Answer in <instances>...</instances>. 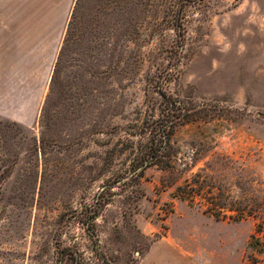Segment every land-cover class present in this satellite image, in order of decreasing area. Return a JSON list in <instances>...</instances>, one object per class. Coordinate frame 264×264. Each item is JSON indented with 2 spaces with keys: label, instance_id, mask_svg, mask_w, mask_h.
Returning <instances> with one entry per match:
<instances>
[{
  "label": "rangeland",
  "instance_id": "374dc122",
  "mask_svg": "<svg viewBox=\"0 0 264 264\" xmlns=\"http://www.w3.org/2000/svg\"><path fill=\"white\" fill-rule=\"evenodd\" d=\"M211 190L264 197V0H75L38 121L0 120V264H264Z\"/></svg>",
  "mask_w": 264,
  "mask_h": 264
},
{
  "label": "crops",
  "instance_id": "0c3cea01",
  "mask_svg": "<svg viewBox=\"0 0 264 264\" xmlns=\"http://www.w3.org/2000/svg\"><path fill=\"white\" fill-rule=\"evenodd\" d=\"M75 0H0V120L32 128Z\"/></svg>",
  "mask_w": 264,
  "mask_h": 264
},
{
  "label": "trees",
  "instance_id": "16d2710c",
  "mask_svg": "<svg viewBox=\"0 0 264 264\" xmlns=\"http://www.w3.org/2000/svg\"><path fill=\"white\" fill-rule=\"evenodd\" d=\"M164 129L167 131L166 140L170 141L173 128L167 125ZM163 156H165V153L162 149V145H159L153 153H149L145 157L144 160L146 161L144 164H147L150 161L154 163L157 160H160V157ZM209 192L212 194V200H215L211 201L212 205H216L210 206L208 210L218 218L221 216H231L236 219H241L250 216L255 219V229L249 241V246L252 250L248 253V256L251 262L264 261V197L248 195L249 197L246 196L237 198L232 197L231 194L227 195L224 192L217 193L215 190H211ZM227 201H231V204L223 205L220 203H225ZM224 209L228 211H224Z\"/></svg>",
  "mask_w": 264,
  "mask_h": 264
}]
</instances>
